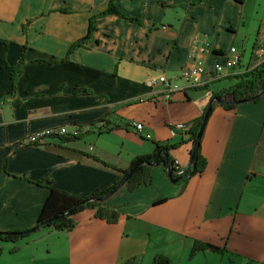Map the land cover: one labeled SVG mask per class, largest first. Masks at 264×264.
Wrapping results in <instances>:
<instances>
[{
    "label": "crops",
    "instance_id": "1",
    "mask_svg": "<svg viewBox=\"0 0 264 264\" xmlns=\"http://www.w3.org/2000/svg\"><path fill=\"white\" fill-rule=\"evenodd\" d=\"M108 3L0 0V231L35 225L49 192L39 181L88 198L119 180L118 171L91 155L127 168L152 151L153 141L183 142L169 152L188 168L189 129L215 93L257 66L256 51L264 49V0H116L129 18H97L89 43L66 61ZM231 47L241 51V64L213 78ZM190 52L205 59V85L180 80L182 90L164 103L157 97L161 85L152 82L180 73ZM7 65L21 69L15 89ZM77 88L99 97L74 95ZM212 104L200 143L202 174L176 183L157 163L150 185L130 191L124 184L104 202L120 213L117 222L87 209L75 216L74 230L35 231L16 253L13 243L0 240V264H151L157 253L174 264H264V96L231 109ZM106 121L131 126L101 133ZM177 122L190 128L172 136ZM62 126L83 133L74 141L54 136L40 147L22 144L36 131ZM159 199L165 201L153 204ZM195 240L225 251L190 257Z\"/></svg>",
    "mask_w": 264,
    "mask_h": 264
},
{
    "label": "trees",
    "instance_id": "2",
    "mask_svg": "<svg viewBox=\"0 0 264 264\" xmlns=\"http://www.w3.org/2000/svg\"><path fill=\"white\" fill-rule=\"evenodd\" d=\"M63 11H67V9H63ZM110 14H118L120 17L129 18L126 14L117 6L116 0H110L108 3V7L101 11L100 13L94 15L90 18L89 24V33H87L82 38L78 39L75 43L71 45L68 49L67 56L65 60H70L71 53L81 46L87 45L89 43V39L91 34L96 29V20L101 16H107ZM27 28H25L26 30ZM24 62V56L21 55L20 64ZM10 73L11 79L13 81V88L15 89V81L14 78L20 74V67H11L9 65L6 66ZM237 82L234 83L227 89H222L219 92L214 94V97L222 100L221 104L227 108H234L237 104L232 101H239V103H243L250 100H259L264 96V91H262V85L264 84V63L255 67L254 69L249 70L248 72L237 75ZM74 95H84L90 99H96L99 96L94 94L91 90L87 88H77L73 92ZM210 105H208L205 113L207 112ZM213 111V104L211 105L210 113ZM198 118L192 128L189 129L190 140H192V144L196 143L197 133L199 128H201V124L203 121L204 114ZM208 113V116L210 115ZM131 126L130 123H110L106 121L105 125L99 126L98 129L101 133H109L113 130L126 129L129 130ZM81 137L80 135H65L61 137L62 141H74ZM183 143V142H180ZM180 143H162L161 141H153V149L150 153H143L133 157L130 160V163L127 168H118L113 164L107 163L105 161L100 160V158L95 155H91L95 161L99 162L101 165L106 167L114 168L118 171L121 176L118 181H116L110 187H107L103 190H97L92 196L88 198H84L78 194H74L69 192L68 190L55 188L51 182V179H45L39 181L38 184H42L46 186L49 190L47 199L44 201L42 210L38 219L36 220L35 225L32 228H28L26 230H12V231H2L0 233V240L6 241L8 243H13V248L11 252L16 253L20 250L21 242L27 238L31 233L35 231H40L43 228L51 227L56 231H72L77 226V221L75 216L87 209H92L95 211V216L99 219L105 220L107 222H117L120 217V213L115 210L113 207L107 206L104 202L111 196L106 199V196L114 189V192L118 190L119 187L124 184L127 185L130 191H133L142 185L148 186L152 183V169L154 165L151 163L157 159V163H163L167 170L171 172V175L174 178H181L180 181L187 180L190 176H194L196 174H202L207 166L206 158L201 153L200 143H198L195 151V159H193V164L185 168V174L176 175L175 162L176 160L172 158L169 153V157L167 158L165 155V151L168 152L178 146ZM166 159H168V163H166ZM128 172L126 180L120 184L122 178ZM113 192V193H114ZM165 199L157 200L153 204L162 203ZM215 251L223 253L225 249L220 248L219 246L208 244L200 240H195L193 242L192 248L190 250V257H193L199 251ZM125 264H139L135 259L127 260ZM151 264H174L171 257L166 254L157 253Z\"/></svg>",
    "mask_w": 264,
    "mask_h": 264
},
{
    "label": "built area",
    "instance_id": "3",
    "mask_svg": "<svg viewBox=\"0 0 264 264\" xmlns=\"http://www.w3.org/2000/svg\"><path fill=\"white\" fill-rule=\"evenodd\" d=\"M192 57H194V54H190ZM257 57L259 58V63H264V49H258L257 51ZM240 63V55L239 51L232 47L230 50V53L224 58L223 61L218 62L215 64L214 71L216 72L215 76L218 78L223 77L226 75V73H230L231 70L236 68ZM203 61L194 58L193 65L191 67L185 68V70L182 71V73L179 75H175L174 78L170 79L165 74H162L159 76L158 80L152 82V86L156 84H160L162 86V95L165 98L170 97V93L172 90L178 88L181 89L178 81L183 80L187 87H198L200 86L202 80H201V74L203 72ZM142 123L136 124V129L140 130L142 128ZM170 132L172 136L179 134V132L187 131L188 128H190L185 123H175L171 125ZM69 133L66 127H60L58 129L51 128L46 129L42 132H37V134L31 135L28 138H25V140L22 142V144L28 145L29 142H35L37 140L45 141L48 137H58V136H65ZM72 134L76 135L78 134V130H75ZM175 168H176V175H182L185 174V168L181 167L177 162H175Z\"/></svg>",
    "mask_w": 264,
    "mask_h": 264
},
{
    "label": "rangeland",
    "instance_id": "4",
    "mask_svg": "<svg viewBox=\"0 0 264 264\" xmlns=\"http://www.w3.org/2000/svg\"><path fill=\"white\" fill-rule=\"evenodd\" d=\"M232 48V47H231ZM236 48V47H235ZM237 49V48H236ZM231 50V49H230ZM238 50V49H237ZM239 51V50H238ZM258 51V50H257ZM256 51V52H257ZM191 53H193L194 54V57H192L190 54ZM190 54H189V60H190V63L186 66V67H184L182 70H181V72L180 73H177V74H181L182 73V71L183 70H185V68H187V67H191L192 65H193V60H194V58H196V59H199V60H202L203 61V64H204V67H203V72H202V74H201V80H202V82H201V84H200V86H198V87H201V86H204L205 85V78H204V74H205V72H206V64H205V59H204V57H203V55H200V54H198V53H195V52H190ZM228 55V54H227ZM239 55H240V63H239V65L241 64V62H242V60H241V51H239ZM258 60H259V58L257 57V55H256V61H257V66H255V67H258L259 65H262L263 63H259L258 62ZM215 67V66H214ZM214 67H213V69H214ZM254 67V68H255ZM253 68V69H254ZM249 70H251V69H247L244 73H246V72H248ZM229 73V72H228ZM244 73H242V74H244ZM177 74H174V75H170V76H168V75H166L168 78H170V79H172V78H174V76L175 75H177ZM215 74H216V72L215 71H213L212 72V77L213 78H215V79H219V77L217 78L216 76H215ZM198 87H194V88H198ZM161 89H162V86H161ZM180 90H182V89H179L178 90V88H176V89H174V90H172V92L170 93V97H168V98H165V97H163V95H162V91L160 92V93H158V98H160L161 100H163V102L164 103H168V102H170L172 99H173V97L175 96V93L178 91H180ZM214 97V96H213ZM214 98H216V97H214ZM138 100H140V99H138ZM178 123V122H177ZM182 123H184V122H182ZM173 124H175V123H173ZM179 124V123H178ZM185 124H187L188 126L190 125V124H188V123H185ZM62 127H65V126H62ZM170 127H172V126H170ZM169 127V128H170ZM190 127V126H189ZM60 128V127H59ZM48 129H51V128H48ZM55 129H58V128H55ZM142 129V128H141ZM140 129V130H141ZM46 130V129H45ZM67 130H68V128H67ZM75 130H78V134H76V135H80V134H82L83 133V131H82V129H80V128H76ZM74 130V131H75ZM138 130V129H137ZM40 131V130H39ZM39 131H36V132H34V133H32V134H30V135H28L27 136V138L29 137V136H31V135H34V134H37V132H39ZM42 131H44V130H41L40 132H42ZM69 131V130H68ZM73 133V132H72ZM72 133H70V131H69V133H67V135H74V134H72ZM54 137V136H53ZM49 138H52L51 136L50 137H48L47 139H45V141H42V140H37V141H35V142H29L28 143V145H30V146H42L44 143H46V141L49 139ZM148 139V138H147ZM149 139H151V138H149ZM25 146H27V145H25ZM170 153V152H169Z\"/></svg>",
    "mask_w": 264,
    "mask_h": 264
},
{
    "label": "water",
    "instance_id": "5",
    "mask_svg": "<svg viewBox=\"0 0 264 264\" xmlns=\"http://www.w3.org/2000/svg\"><path fill=\"white\" fill-rule=\"evenodd\" d=\"M262 91H264V84L262 85ZM215 100H217V101H219V102H222V100H220V99L213 98L212 101H211V104H210V108H208L207 112L204 114L203 121H202V124H201V128H199V131H198V133H197L196 143H194V146H193L192 156H191V158H190V164H189L190 166L193 164V159H195V151H196V147H197L198 143H200V140H201V137H202V133H203V130H204L205 125H206V122H207L208 113H210L211 105H212L213 101H215ZM232 102L235 103V104H240L239 101H232ZM164 153H165L166 157L168 158V157H169V152L166 150ZM166 163H168V159H166ZM156 164H157V159H155V160L151 163V165H156ZM190 166H189V167H190ZM167 171H168V170H167ZM129 173H130V172H128L127 174L124 175V177L122 178L120 184H122V183L126 180V178H127V176L129 175ZM167 174L169 175V177L171 178V180H172L173 182H176V183H177L178 181H180L181 178H182V177H180V178H174V177L171 175V172H170V171H168ZM116 189H117V188H114V189H113V190H112V191L106 196V199H107L110 195H112L113 192H114V190H116ZM1 232H2V231H0V233H1Z\"/></svg>",
    "mask_w": 264,
    "mask_h": 264
}]
</instances>
